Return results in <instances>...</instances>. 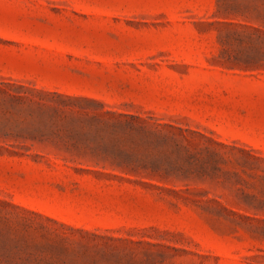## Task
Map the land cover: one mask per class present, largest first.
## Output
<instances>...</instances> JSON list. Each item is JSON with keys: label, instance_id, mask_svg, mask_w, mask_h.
<instances>
[{"label": "rangeland", "instance_id": "1", "mask_svg": "<svg viewBox=\"0 0 264 264\" xmlns=\"http://www.w3.org/2000/svg\"><path fill=\"white\" fill-rule=\"evenodd\" d=\"M0 80L79 115L0 106V264H264V0H0Z\"/></svg>", "mask_w": 264, "mask_h": 264}, {"label": "trees", "instance_id": "2", "mask_svg": "<svg viewBox=\"0 0 264 264\" xmlns=\"http://www.w3.org/2000/svg\"><path fill=\"white\" fill-rule=\"evenodd\" d=\"M19 85L0 80V106L9 105L12 108L20 110L31 118L30 123L35 126L34 130L47 135H59L65 133L72 135V127L79 128L75 123L79 115H70L67 110H72L66 102L46 103L40 99H35L29 95H24L17 91ZM97 117V124L105 126H116L122 124L123 120L118 117ZM8 124V120L0 114V127ZM93 125V123H91Z\"/></svg>", "mask_w": 264, "mask_h": 264}]
</instances>
